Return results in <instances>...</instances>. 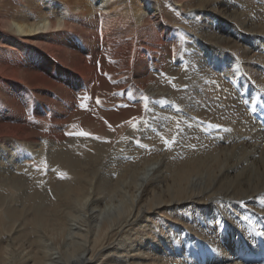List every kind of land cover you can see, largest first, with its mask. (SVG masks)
<instances>
[{
    "label": "bare ground",
    "instance_id": "1",
    "mask_svg": "<svg viewBox=\"0 0 264 264\" xmlns=\"http://www.w3.org/2000/svg\"><path fill=\"white\" fill-rule=\"evenodd\" d=\"M252 113L264 0H0V264H264Z\"/></svg>",
    "mask_w": 264,
    "mask_h": 264
},
{
    "label": "snow or ice",
    "instance_id": "2",
    "mask_svg": "<svg viewBox=\"0 0 264 264\" xmlns=\"http://www.w3.org/2000/svg\"><path fill=\"white\" fill-rule=\"evenodd\" d=\"M118 95V94H117ZM87 99H89V97H87V96H85L84 97V100H87ZM146 99V98H145ZM96 104L97 105H99L100 103H101V101L99 100V99H96ZM81 106V108L82 109H84V110H87V106L85 105V104H81L80 105ZM128 105H121V107H127ZM107 123V122H106ZM211 127H218L217 125H210ZM109 127H111V126H109ZM225 131H229V129H225ZM79 135L80 136H84V137H88L90 134L89 133H87V132H80L79 133ZM94 139H100L99 137H93ZM137 143L139 144V142L137 141ZM173 143H175V141L173 140V141H171V142H169V141H165V144H167L168 146H169V149L171 148V145L173 144ZM139 147H141V148H143V147H145V145H143V144H139ZM60 178H64V175H61V177Z\"/></svg>",
    "mask_w": 264,
    "mask_h": 264
},
{
    "label": "rangeland",
    "instance_id": "3",
    "mask_svg": "<svg viewBox=\"0 0 264 264\" xmlns=\"http://www.w3.org/2000/svg\"><path fill=\"white\" fill-rule=\"evenodd\" d=\"M179 55H182V51H179ZM145 113H146V115L148 114L147 109L145 110ZM29 162H31V163H35L37 166H39V164L36 163L35 161L29 160Z\"/></svg>",
    "mask_w": 264,
    "mask_h": 264
}]
</instances>
